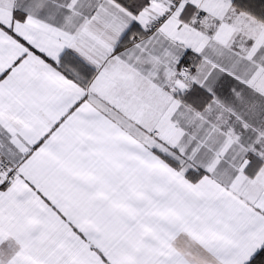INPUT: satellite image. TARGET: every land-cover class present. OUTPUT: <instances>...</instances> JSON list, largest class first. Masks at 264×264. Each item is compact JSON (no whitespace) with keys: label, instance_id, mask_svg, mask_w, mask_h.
<instances>
[{"label":"snow or ice","instance_id":"6c2138e0","mask_svg":"<svg viewBox=\"0 0 264 264\" xmlns=\"http://www.w3.org/2000/svg\"><path fill=\"white\" fill-rule=\"evenodd\" d=\"M0 264H264V0H0Z\"/></svg>","mask_w":264,"mask_h":264}]
</instances>
